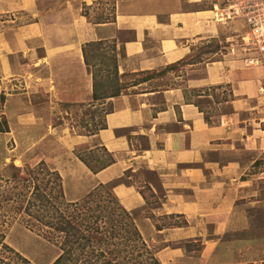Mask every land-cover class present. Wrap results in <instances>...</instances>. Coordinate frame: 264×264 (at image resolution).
I'll list each match as a JSON object with an SVG mask.
<instances>
[{
  "label": "crops",
  "instance_id": "crops-1",
  "mask_svg": "<svg viewBox=\"0 0 264 264\" xmlns=\"http://www.w3.org/2000/svg\"><path fill=\"white\" fill-rule=\"evenodd\" d=\"M95 1L0 0V117L11 130L12 122L43 126L53 113L95 102L82 54L88 43L114 41L118 74L138 77L187 60L204 41L232 42L201 8L131 0L112 21L90 23L81 4ZM245 56L227 48L221 58L185 65L191 77L176 84L152 88L147 80L108 99L105 127L70 146L101 147L114 162L94 174L75 157L72 201L109 186L159 264H264V236L244 235L242 207L263 176L252 170L264 159V67Z\"/></svg>",
  "mask_w": 264,
  "mask_h": 264
},
{
  "label": "trees",
  "instance_id": "trees-1",
  "mask_svg": "<svg viewBox=\"0 0 264 264\" xmlns=\"http://www.w3.org/2000/svg\"><path fill=\"white\" fill-rule=\"evenodd\" d=\"M104 48L112 55H105ZM82 54L92 73L93 100L120 96L125 89L121 79L129 75L118 74L115 42L88 43ZM197 62L200 61L191 55L165 70ZM101 64L111 68L107 75L95 70ZM151 73H141L145 77L132 85L152 79ZM5 132L7 125L0 126V133ZM76 157L94 174L114 162L109 155L106 165L93 169L79 153ZM15 219L58 249L53 264H159L132 214L120 205L109 186L99 184L83 198L68 202L60 173L44 162L24 170L16 169L10 178L0 175V228ZM4 239L5 234L0 230V264H31L6 245Z\"/></svg>",
  "mask_w": 264,
  "mask_h": 264
},
{
  "label": "rangeland",
  "instance_id": "rangeland-1",
  "mask_svg": "<svg viewBox=\"0 0 264 264\" xmlns=\"http://www.w3.org/2000/svg\"><path fill=\"white\" fill-rule=\"evenodd\" d=\"M128 1L131 0H96L92 5L86 6L85 4H81L82 13L86 15L90 23L112 21L116 7L120 4H126L125 2ZM167 1L171 5L170 9L172 11H185L194 8L210 11L212 2V0H194L196 3L189 5L188 0ZM76 3L79 4V0ZM128 4L130 5L131 2ZM46 5L51 7L54 3L52 5L46 3ZM211 19H208L210 24L213 23L218 27H226L225 35L231 36V40L234 43H238L239 41L237 40L244 36V33L247 31L245 24L239 20H228L217 24ZM225 41L224 36H222L220 39L207 40L198 44L194 48L192 58L201 62L221 58L228 48V44H225ZM108 45L105 46L108 48ZM102 52L105 55H112L106 48ZM262 66L264 67L263 64ZM110 69H107V64L95 66V70L103 75H107V72L111 71ZM165 69L152 72V79H150L151 81L148 85L152 88L169 86L178 83V80L175 79L177 77H182L184 80L191 77V75L186 76L183 65L169 70ZM103 70L105 72H102ZM144 77V74H140L138 77L129 75L122 78L121 81L125 88L122 93H127V89L135 81L141 80ZM107 101L108 99H101L95 101L90 106L71 107L64 109L61 113H53L51 118L47 116L46 121L42 123L43 126L33 125L23 128L13 125L12 122L11 130L7 120L1 116L0 126L4 127L7 125L8 132L0 133V175L4 178H10L16 169L24 170L37 165L39 162H44L46 166L60 173L63 179L66 200L73 202L68 188L72 179L68 168L69 163L75 161L74 159L79 153L89 167L94 169L106 165L109 160V155L103 148L98 146L94 150H89L90 146L88 145L71 148L70 140L78 135L91 136L103 127L104 115L111 110L110 103ZM204 101L197 100V103H203L202 108H204L206 106ZM204 112L210 114L209 112L211 111L209 109L204 110ZM214 114L216 113L214 112ZM93 145H95V142ZM258 171H262L263 176L261 179L255 178L252 180L251 186L248 188L249 190L247 189V195L250 197L242 201L245 204L242 207L243 209L245 208L250 223V229L244 235L261 238L264 236V159L256 162L252 174H257ZM249 201L256 203L247 205L245 202ZM6 225V227L0 228L5 234L4 242L6 245L28 259L31 264H53L59 255V251L55 246L48 243L38 233L29 230L19 219H15L9 224L6 223Z\"/></svg>",
  "mask_w": 264,
  "mask_h": 264
},
{
  "label": "built area",
  "instance_id": "built-area-1",
  "mask_svg": "<svg viewBox=\"0 0 264 264\" xmlns=\"http://www.w3.org/2000/svg\"><path fill=\"white\" fill-rule=\"evenodd\" d=\"M212 21L222 23L239 20L245 24L246 33L237 42H229V51L245 54L248 65H264V0H212Z\"/></svg>",
  "mask_w": 264,
  "mask_h": 264
}]
</instances>
